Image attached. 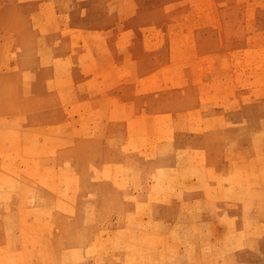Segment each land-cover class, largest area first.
Listing matches in <instances>:
<instances>
[{"label": "rangeland", "instance_id": "374dc122", "mask_svg": "<svg viewBox=\"0 0 264 264\" xmlns=\"http://www.w3.org/2000/svg\"><path fill=\"white\" fill-rule=\"evenodd\" d=\"M38 23L43 27L34 30L32 26ZM28 31L50 36L45 46L51 72L48 71L39 84L34 83L30 88L35 89L32 92L36 94L42 89H55L53 100L48 104V118L56 114L64 124L77 129L85 120L89 134L95 133L99 146H107L112 151L138 153V159L144 164L139 183L133 182L129 172L123 187L112 188L120 194L110 210L102 212L104 223H96L100 233L93 240L100 243V237L114 235L124 224L128 230L126 236L115 240L117 243L124 241L129 247L128 252L133 257L129 264H159L158 260H148L153 252L143 243L146 233L141 230L155 228L158 223L145 222L147 211L130 212V202L136 203L142 192L138 187L150 186L158 178L157 172L165 174L170 170H164L165 162L159 160L178 159L193 151L195 158L189 166H201L208 158L210 145H219L226 139L235 144L220 135L226 122L231 124L229 129L236 127L242 131V146L254 140L256 150L264 155V0H0L2 195L9 191L15 179L13 171L20 166V170L27 168L26 162L15 153L12 134L17 92L13 83L17 70L15 42ZM91 101L99 107H88ZM141 106L156 115L190 116L191 122L185 126L189 137L175 142L155 140L158 150L151 153L150 145L140 141L150 137L148 126L124 124L135 122L131 118L117 119L128 114L130 107ZM89 109H93L92 118L97 121L90 119V113L86 112ZM43 116L45 114L40 117ZM159 127L163 128V125ZM2 140L5 141L2 143ZM171 143L175 148L167 150L166 145ZM218 148L222 152V149L235 147H221L220 144ZM242 158L247 161L257 159L238 153L237 159ZM180 161L187 163V160ZM156 167L160 169L156 170ZM194 173L198 176L196 171ZM260 177V185L250 180L247 181L250 184L245 182L243 187L247 190L259 188L264 207V176ZM194 180L195 176L186 179L187 182ZM185 186L184 183L176 189L179 201L186 198ZM2 202L0 200V206L5 201ZM241 204L244 205L241 215L242 226L245 225L244 239L248 240V231L251 230L248 218L254 217L252 210L255 207L246 202ZM172 206V203L168 205L171 210L166 211L161 223L172 226L178 235H183L180 231L183 223L174 220L178 219L177 213H185L186 205L180 206L178 211L172 210ZM199 216L206 221L205 224L208 223L204 230L207 227L205 232L210 239L224 234L226 227L218 216L202 211ZM260 226H264V222ZM181 239L183 241L179 240L178 244L170 237L165 238L166 243L159 241L160 253L173 246L176 252L185 251L186 238ZM152 244L154 242L149 243ZM30 251L39 258L37 255L43 253L44 243L36 240ZM196 256L199 262L207 261L205 256ZM254 256L259 260L261 254ZM170 257L167 262L192 264L185 259L170 260ZM237 261L257 264L248 253Z\"/></svg>", "mask_w": 264, "mask_h": 264}, {"label": "bare ground", "instance_id": "6f19581e", "mask_svg": "<svg viewBox=\"0 0 264 264\" xmlns=\"http://www.w3.org/2000/svg\"><path fill=\"white\" fill-rule=\"evenodd\" d=\"M40 27H43L41 23L32 26L34 30ZM49 40L48 35L43 37L41 32L38 34L28 31L15 42L17 70L13 83L17 86V92L12 135L15 153L26 162L27 168L20 170L22 166H18V170H12L15 179L9 186V191L0 194V200L5 201L0 206V264H129L130 260L133 261L128 252L129 247L124 241L118 245L115 240L126 236L128 230L124 224L114 235L100 237V243H96L93 237L100 233L96 229V223H104L102 212L110 210L120 194L119 191H112V188L123 187L129 172L133 182L139 183L144 174V164L138 159V153L112 151L107 146H99L95 133L90 131L92 134H89L85 120L81 122L79 129L64 124L56 114L55 117L50 116L53 117L52 121L49 120L51 118H48V104L53 100L55 89H42L37 94L32 92L35 89H30L34 83L39 84L49 71L50 59L48 48L45 46V42ZM87 105L96 109L99 107L94 101ZM42 108L45 110L42 111ZM128 111V114H122L117 119L131 118L135 122L124 124L148 126L150 137L140 141L148 143L153 154L158 150V145L154 144L155 140L169 139L175 142L189 137L185 126L191 122L190 116L169 113L156 115L143 106L130 107ZM86 112H89L90 119H93V109ZM43 114L45 116L41 118ZM159 125H163V128ZM230 127L231 124L226 122L220 130V135L230 138L235 144L227 139L220 144L221 147L228 145L235 148H221V152L219 144L210 145L209 150V153L216 152L218 156H224L226 164L208 157L201 166L191 167L189 164H192L195 158L193 151L179 156L178 159L161 160L156 155L159 161L165 162L163 169L170 170L165 174H162V171L157 172L158 178L150 186L140 185L138 188L142 192L138 200L136 203L130 202L131 214L147 211L145 222L158 223L155 228L141 229L146 233L143 243L153 252L149 259L146 254L145 260H158L159 264H177L173 261L167 262L171 256L170 260L185 259L192 264H236L238 256L235 253L243 250L242 257L248 253L253 260L264 264V226H260L264 218L249 222L250 227H253L252 231H248L250 236L248 235L249 239L246 240L243 228L245 225L242 226L241 216L244 210L241 203L250 204L255 197L254 193L259 191L243 187L245 182L251 180L246 177L254 175L253 183L259 184L260 175L264 176V155L256 150L254 140L242 146V131L236 127L229 129ZM3 141L5 140H2V143ZM182 143L184 145V142ZM205 146L207 147V143ZM6 147L8 149L9 146ZM173 148V144L166 145L167 150ZM238 153L257 158L254 161H257L258 168L248 165L245 158L238 160ZM180 160H187V163L184 164ZM12 164L15 167L14 163ZM159 169L160 167H156V170ZM194 176V182L186 181L188 177ZM184 183L186 186L183 193L186 198L179 201L176 189ZM148 188L150 189L143 192ZM179 202L183 204L179 205ZM171 203L173 206L177 203L178 210L180 206L186 205L185 213H177L178 219L174 220L183 223L180 229L183 235H178L172 226H163L161 223V218L169 210L168 205ZM201 211L218 216L226 227L224 234L210 239L205 232L207 227L204 230L208 223L205 224L206 221L199 216ZM262 214L264 216V213ZM167 237L177 244L179 240L183 241L181 238H186V250L176 252V247L173 246L170 250L160 253L159 241L166 243ZM36 240L44 243L43 253L37 255L39 258H35L30 251ZM153 242L154 244L149 245ZM257 247L261 249H256ZM259 253L261 257L257 260L254 254ZM196 255L205 256L207 261H197Z\"/></svg>", "mask_w": 264, "mask_h": 264}, {"label": "crops", "instance_id": "0c3cea01", "mask_svg": "<svg viewBox=\"0 0 264 264\" xmlns=\"http://www.w3.org/2000/svg\"><path fill=\"white\" fill-rule=\"evenodd\" d=\"M207 157H211V158H215L219 163H222V164H226V161H225V159H224V156H218L217 155V153L216 152H210L208 155H207ZM249 161V160H248ZM247 160H246V162H248ZM251 162V163H250ZM253 162V163H252ZM256 162L257 161H254V160H250L249 161V164L248 165H251V166H257V164H256ZM255 163V164H254ZM257 168H258V166H257ZM256 172H258V169H257V171ZM253 174H254V172H253ZM253 177H254V175H252V176H249L247 179H251V181L253 180ZM257 189H259V188H257ZM254 195H255V197H254V199L250 202V204H252L255 208H256V210L254 211V209L252 210V211H254V213H253V215H254V217H249L248 218V221L249 222H251V223H253V222H256V221H259L260 219H263L264 218V216H263V214L262 213H264V207H260V206H263V204H262V197H261V194L259 193V191L257 190L255 193H254ZM255 199H259V201L258 200H255ZM255 200V201H254ZM159 207H161L160 205H158ZM178 207L179 206H172V210L174 209H176L177 211H178ZM259 212H258V211ZM252 227H253V225H252ZM251 227V228H252ZM252 231V230H251ZM237 253H235L237 256H238V258L240 257H242V255L244 254V251L243 250H240V251H236ZM257 264H260V262H256ZM208 264V263H207ZM236 264H240L239 262H237L236 261Z\"/></svg>", "mask_w": 264, "mask_h": 264}]
</instances>
